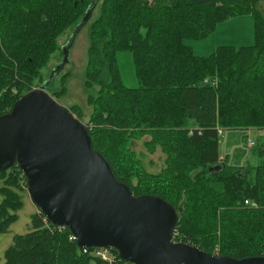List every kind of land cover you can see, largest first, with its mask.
<instances>
[{"label":"trees","instance_id":"16d2710c","mask_svg":"<svg viewBox=\"0 0 264 264\" xmlns=\"http://www.w3.org/2000/svg\"><path fill=\"white\" fill-rule=\"evenodd\" d=\"M263 1L0 0V115L47 81L55 99L66 95L71 72L50 79L52 70L45 77L43 69L63 56L62 38L98 4L84 69L87 121L80 104L71 107L94 149L135 195H157L177 209L175 241L220 256H264ZM243 14L254 17L255 44L221 45L201 56L186 43L205 39L219 23ZM122 51L132 53L137 87L121 78ZM253 128L262 131L254 145L258 165L222 162V130ZM145 136L149 152L160 149L166 156L159 172L147 169L131 145ZM2 177L7 186L0 189V234L9 231L23 206L13 188L21 177L28 187L18 165L2 170ZM71 234L35 213L32 231L14 236L4 264H89L93 258L103 264L84 253Z\"/></svg>","mask_w":264,"mask_h":264},{"label":"water","instance_id":"95a60500","mask_svg":"<svg viewBox=\"0 0 264 264\" xmlns=\"http://www.w3.org/2000/svg\"><path fill=\"white\" fill-rule=\"evenodd\" d=\"M47 84L0 115V172L18 165L31 199L53 225L69 227L80 248L108 247L132 264H264V256H220L175 241L177 209L160 196L135 195L119 181L86 125Z\"/></svg>","mask_w":264,"mask_h":264},{"label":"rangeland","instance_id":"374dc122","mask_svg":"<svg viewBox=\"0 0 264 264\" xmlns=\"http://www.w3.org/2000/svg\"><path fill=\"white\" fill-rule=\"evenodd\" d=\"M98 4L93 8L90 19L87 23L82 24L76 31L65 36L60 41V44L67 45V59L63 56L56 55L48 63L43 75L45 77L50 74V70L57 74L71 72V77L68 81V92L65 96L59 98V102L71 107L80 104L87 121L91 107L88 105V91L84 85V69L86 63V51L89 43L88 34L90 22L93 21L98 14ZM259 8L264 11V1L259 4ZM255 30L252 14H243L228 21L219 23L217 29L205 39H187L186 43L193 47L196 54L201 56L210 55L221 45H233L236 47L250 46L255 44ZM63 46V47H64ZM121 78L125 85L129 87L139 86V80L136 76L133 56L130 51H122L117 55ZM61 69V70H60ZM52 74V73H51ZM58 77V76H57ZM35 89V88H34ZM58 101V100H57ZM72 111V110H71ZM73 113V112H72ZM75 117L77 115L73 113ZM78 118V117H77ZM248 135V136H245ZM262 137V132L259 129H224L219 137V151L222 162L229 165L242 166L244 168L255 167L258 165L259 158L256 155V148L250 142L258 143ZM150 137L145 136L135 139L132 142V147L142 156L143 163L147 169L152 172H159L164 166L165 154L158 149L155 153L149 152L144 141ZM202 168L197 171H201ZM6 177L0 178V189L6 187ZM19 186L13 188L22 195L23 206L18 213V220L11 224L9 231L0 234V263L4 264L5 250L13 243L15 235H26L32 231V217L35 213L41 210L31 199L28 188L25 187V179L20 178ZM25 187V188H24ZM24 188L22 191L21 189ZM4 198V194L0 191V203ZM94 257L95 255L92 254ZM89 264H100L95 258L91 259Z\"/></svg>","mask_w":264,"mask_h":264},{"label":"built area","instance_id":"2783aa9c","mask_svg":"<svg viewBox=\"0 0 264 264\" xmlns=\"http://www.w3.org/2000/svg\"><path fill=\"white\" fill-rule=\"evenodd\" d=\"M250 144L255 145V142L251 141ZM252 205L256 206V203H252ZM47 219L48 218L45 216V220H47ZM54 228H58L59 230L63 231L69 227H67V226H55L54 225ZM173 236H174V234H173ZM70 239L71 240H77L76 236L73 233L71 234ZM92 248L93 249L90 251L87 247H84L83 252L94 254L95 257L98 258L99 260H101L103 264H132V263L126 261L125 259H123L117 251H115L111 248H108V247H92Z\"/></svg>","mask_w":264,"mask_h":264},{"label":"crops","instance_id":"0c3cea01","mask_svg":"<svg viewBox=\"0 0 264 264\" xmlns=\"http://www.w3.org/2000/svg\"><path fill=\"white\" fill-rule=\"evenodd\" d=\"M253 21H254V30H255V20H254V17H253ZM191 47H192V46H191ZM218 47H219V46H218ZM218 47H217V48H218ZM192 48H193V47H192ZM217 48H216V49H217ZM193 50H194V49H193ZM215 51H216V50H215ZM213 52H214V51H213ZM213 52H212V53H213ZM261 132H262V131H261Z\"/></svg>","mask_w":264,"mask_h":264}]
</instances>
